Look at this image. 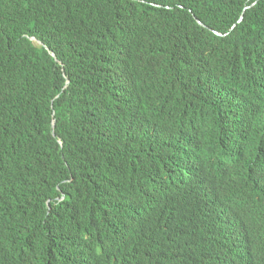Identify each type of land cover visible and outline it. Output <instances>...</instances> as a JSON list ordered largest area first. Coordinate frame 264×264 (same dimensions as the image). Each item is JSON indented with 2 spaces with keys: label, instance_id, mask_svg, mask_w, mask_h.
I'll return each mask as SVG.
<instances>
[{
  "label": "trees",
  "instance_id": "1",
  "mask_svg": "<svg viewBox=\"0 0 264 264\" xmlns=\"http://www.w3.org/2000/svg\"><path fill=\"white\" fill-rule=\"evenodd\" d=\"M242 40L251 54L264 42V0H0V264H143L134 245L103 252L112 242L100 218L119 214L129 194L138 227H172L190 245L248 237L255 263L264 264V225L251 233L238 224L225 231L224 222L220 230L198 216L187 193L137 184L173 169L177 175L191 149L189 164L200 169L193 187L205 190L193 198L219 200L205 167L216 151L198 146L225 118L198 109L195 86L229 97L248 54ZM165 62L194 78L185 85L194 118L175 116L173 126L152 110L173 113L162 93ZM221 67L232 68V78L219 75ZM57 187L90 196L54 239L48 233L56 235L58 222L50 220L57 214L47 216L45 202L60 195Z\"/></svg>",
  "mask_w": 264,
  "mask_h": 264
},
{
  "label": "clouds",
  "instance_id": "2",
  "mask_svg": "<svg viewBox=\"0 0 264 264\" xmlns=\"http://www.w3.org/2000/svg\"><path fill=\"white\" fill-rule=\"evenodd\" d=\"M215 34L219 37L228 35L216 32ZM242 42L246 47L243 54H248L238 69L240 85L233 92L229 91L231 94L229 97L213 96L212 94L217 91L215 87L203 89L197 83L195 86V95L199 101L198 109L201 112L206 109L208 113H221L225 118L212 128L209 142L204 146H198V150L213 149L216 151L211 160L206 158L205 167L213 175L212 181L215 183L213 187L221 189L217 197L219 200L213 203L193 198V193L200 194L203 187L199 189L193 187L198 181L200 169L194 159H191V164H189L188 155L196 153L191 149H185L183 156L181 152L182 167L177 175L173 169V175L154 176L151 183L148 182V186L144 184V181L137 182V184L143 189L154 187L153 191L160 194L187 193L191 197L187 203L200 211L198 216L207 219V223L212 225H214V219L216 224H220V228L216 226L220 230L223 229L225 222V231L230 225L238 224L251 233H257L258 227L264 225V42L257 43L251 49L255 50L253 54L247 52L248 49L250 50V44L243 40ZM195 50V46L191 44L189 56ZM231 69L221 67L217 72L219 75H230L232 78ZM163 71L168 79L167 85L160 84L152 74L150 78L162 85L163 96L174 114L165 112L157 105L152 108L156 113V118H161V121L171 126L174 125L175 116L183 120L194 118L190 114L189 97H185L187 93L185 85L194 79L192 74L188 75L189 71L168 62L164 63ZM145 90L152 94L148 89ZM131 113L136 115L135 112ZM157 128L159 129V126ZM238 130L241 131V137ZM139 132H141L140 129L137 133ZM239 150L244 153H240ZM183 175L185 176L184 181ZM164 177H167V180L163 182ZM236 179H239L238 184L231 185L230 181ZM112 187H115L113 180ZM118 187L121 186L115 189ZM56 189L60 195L54 200L48 199L45 202L46 215L57 214L56 218L50 220L53 226L58 222L56 235L48 233L54 239L62 233L59 227L69 222L73 224V216L76 213L80 215L90 196L84 195L82 189L77 191L60 187ZM115 189L108 190L102 195H111ZM204 193L203 189L202 194ZM73 195H76L74 198L76 204L70 202ZM127 197L124 206L115 209L119 214L100 218L99 221L100 230L104 236L116 244L113 250L126 245H134L143 264H160L159 261L162 258L169 259L171 264H181V262L182 264H197L202 260H207L206 264H256L248 237H243L240 243L235 241L234 236L228 235L220 241L190 245L186 244L183 236L175 238L172 227L165 228L163 225L138 227L134 224L137 217L136 208L128 207V203L133 205L134 196L129 194ZM52 203L53 206H51ZM221 213L223 216L220 218ZM119 226H122L121 230ZM109 228L112 229L110 236L107 235ZM146 229L148 231L144 232ZM243 241H245L244 247H242ZM138 242H141V246ZM214 242H216L215 245ZM173 243H177L174 249L172 248ZM169 253L173 254L168 255Z\"/></svg>",
  "mask_w": 264,
  "mask_h": 264
},
{
  "label": "bare ground",
  "instance_id": "3",
  "mask_svg": "<svg viewBox=\"0 0 264 264\" xmlns=\"http://www.w3.org/2000/svg\"><path fill=\"white\" fill-rule=\"evenodd\" d=\"M260 90H261V89H260ZM238 132H240V131L238 130ZM239 136L241 137L242 135L239 134ZM239 141H240V138H239ZM229 143H230V140H229ZM239 151H241L240 153H244L242 150H239ZM184 165H185V164H184ZM174 172H177V170L174 169ZM165 180H167L166 177H165ZM202 191H203V190H202ZM202 191L200 192L199 195H200L201 197H204L203 194H202ZM129 205H132V204L128 203V207H129ZM138 207H139V206H138ZM111 234H112V229L109 228V230H108V232H107V235L110 236ZM129 234H131V233H129ZM138 243H139V246H141V242H138ZM56 246H57V245H56ZM115 247H116V244H114V243L112 242V245H111V246L104 247L103 252H107V253H109V252H111Z\"/></svg>",
  "mask_w": 264,
  "mask_h": 264
},
{
  "label": "rangeland",
  "instance_id": "4",
  "mask_svg": "<svg viewBox=\"0 0 264 264\" xmlns=\"http://www.w3.org/2000/svg\"><path fill=\"white\" fill-rule=\"evenodd\" d=\"M105 254H108L107 252H104Z\"/></svg>",
  "mask_w": 264,
  "mask_h": 264
},
{
  "label": "water",
  "instance_id": "5",
  "mask_svg": "<svg viewBox=\"0 0 264 264\" xmlns=\"http://www.w3.org/2000/svg\"><path fill=\"white\" fill-rule=\"evenodd\" d=\"M34 40V39H33ZM54 56V55H53Z\"/></svg>",
  "mask_w": 264,
  "mask_h": 264
}]
</instances>
